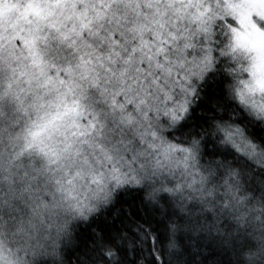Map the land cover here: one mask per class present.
<instances>
[{
  "label": "snow or ice",
  "instance_id": "1",
  "mask_svg": "<svg viewBox=\"0 0 264 264\" xmlns=\"http://www.w3.org/2000/svg\"><path fill=\"white\" fill-rule=\"evenodd\" d=\"M0 264H264V0H0Z\"/></svg>",
  "mask_w": 264,
  "mask_h": 264
}]
</instances>
